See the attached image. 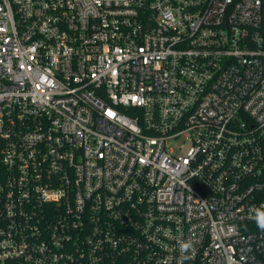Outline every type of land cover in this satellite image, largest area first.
Instances as JSON below:
<instances>
[{
	"label": "built area",
	"instance_id": "obj_1",
	"mask_svg": "<svg viewBox=\"0 0 264 264\" xmlns=\"http://www.w3.org/2000/svg\"><path fill=\"white\" fill-rule=\"evenodd\" d=\"M257 211L264 0H0V264H264Z\"/></svg>",
	"mask_w": 264,
	"mask_h": 264
},
{
	"label": "clouds",
	"instance_id": "obj_2",
	"mask_svg": "<svg viewBox=\"0 0 264 264\" xmlns=\"http://www.w3.org/2000/svg\"><path fill=\"white\" fill-rule=\"evenodd\" d=\"M257 227L261 230H264V212L257 211L256 216L254 217ZM185 248L188 247V245H184Z\"/></svg>",
	"mask_w": 264,
	"mask_h": 264
}]
</instances>
